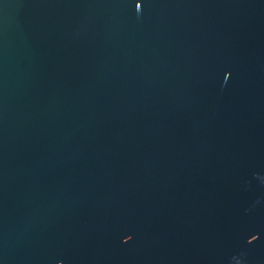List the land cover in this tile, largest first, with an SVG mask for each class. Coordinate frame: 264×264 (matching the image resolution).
<instances>
[{"label":"water","instance_id":"water-1","mask_svg":"<svg viewBox=\"0 0 264 264\" xmlns=\"http://www.w3.org/2000/svg\"><path fill=\"white\" fill-rule=\"evenodd\" d=\"M0 264H264V0H0Z\"/></svg>","mask_w":264,"mask_h":264}]
</instances>
